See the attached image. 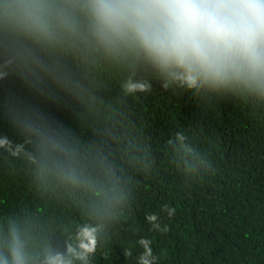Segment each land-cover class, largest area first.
Instances as JSON below:
<instances>
[{"label":"trees","instance_id":"1","mask_svg":"<svg viewBox=\"0 0 264 264\" xmlns=\"http://www.w3.org/2000/svg\"><path fill=\"white\" fill-rule=\"evenodd\" d=\"M49 3L63 6L49 43L0 30V250L14 227L38 264L90 224L88 264H134L125 252L141 234L161 264H264V104L158 80L129 92L143 69L90 41L75 0ZM41 118L71 153L37 148L23 121ZM166 204L170 231H151L146 214Z\"/></svg>","mask_w":264,"mask_h":264},{"label":"clouds","instance_id":"2","mask_svg":"<svg viewBox=\"0 0 264 264\" xmlns=\"http://www.w3.org/2000/svg\"><path fill=\"white\" fill-rule=\"evenodd\" d=\"M62 7L49 0H0V30L11 41L49 43L53 10ZM72 7L85 18L87 37L98 49L143 69L142 79L129 80V92L151 90L158 80L173 92L241 95L264 104V0H75ZM23 127L39 150L71 153L62 126L41 118L27 119ZM176 214V206L162 205L147 213L145 222L151 231L167 233L164 219ZM99 245L98 227L83 224L64 252L49 248L38 264H88ZM133 250L125 254L134 264L163 259L147 235L134 240ZM0 264H32L27 242L14 227L0 250Z\"/></svg>","mask_w":264,"mask_h":264}]
</instances>
